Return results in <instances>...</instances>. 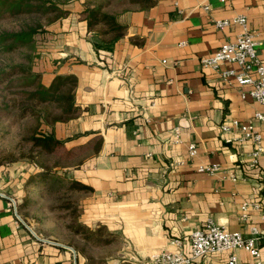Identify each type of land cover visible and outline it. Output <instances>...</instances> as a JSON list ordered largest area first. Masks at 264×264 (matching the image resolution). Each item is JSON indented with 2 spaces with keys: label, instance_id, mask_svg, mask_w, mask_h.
Returning <instances> with one entry per match:
<instances>
[{
  "label": "crops",
  "instance_id": "obj_1",
  "mask_svg": "<svg viewBox=\"0 0 264 264\" xmlns=\"http://www.w3.org/2000/svg\"><path fill=\"white\" fill-rule=\"evenodd\" d=\"M85 1H70L68 14L47 28L48 41L41 42L50 69L42 72V83L48 85L56 74L77 78L78 114L49 133L66 149L84 150L62 169L68 179L90 188L80 199L82 222L120 235L124 244L115 264H140L172 248V240L181 241L188 254L190 232L207 219L242 237L254 224L264 264V155L252 164L251 142L236 141L240 133L230 125L245 123L262 109L247 96L249 85L223 80L200 63L240 31L234 24L215 27L213 20L235 15L245 16L264 63V0H120L112 7L125 33L112 51L98 53L88 36L101 25L88 30L81 16ZM204 4L209 10L201 8ZM220 68L238 70L233 63ZM252 123L264 131L263 123ZM223 124L230 130H222ZM189 143L196 145L194 156L188 154ZM211 164L218 167L212 174L198 171L199 165ZM4 174L0 170V191L22 194L24 177L17 175L12 187ZM6 196L0 194V264H83L67 243L22 219L33 235ZM244 200L261 209L249 210L241 221ZM234 254L235 264H253L247 251ZM226 257L213 253L193 264H226Z\"/></svg>",
  "mask_w": 264,
  "mask_h": 264
},
{
  "label": "trees",
  "instance_id": "obj_2",
  "mask_svg": "<svg viewBox=\"0 0 264 264\" xmlns=\"http://www.w3.org/2000/svg\"><path fill=\"white\" fill-rule=\"evenodd\" d=\"M70 1L72 0H0V21L10 20L17 24L13 29H0V84L5 85V90L13 91V105L20 109V117H41L51 128L56 123L65 122L78 114L79 107L75 103L77 78L73 74H56L48 85L42 83L41 75L33 71V62L37 57L36 35L64 18L68 14L65 6ZM120 2L86 0L83 3L81 16L87 22L88 30L101 25L99 30L88 36V41L97 53L112 51L114 43L125 33V27L117 21V13L112 7ZM9 55L19 58L16 63L4 67L6 56ZM26 140L31 148L56 155L58 160L64 161L59 166L61 170L68 165L71 158L84 152L79 147L66 149L63 141L55 138L52 131L45 136L32 132ZM41 168L48 176L62 180L64 184L67 182L70 193L77 191L81 197L90 190L86 185L68 179L63 170L61 173L43 165ZM100 230H89L85 233L97 236L100 235ZM111 240L109 238L102 242L107 244Z\"/></svg>",
  "mask_w": 264,
  "mask_h": 264
},
{
  "label": "rangeland",
  "instance_id": "obj_3",
  "mask_svg": "<svg viewBox=\"0 0 264 264\" xmlns=\"http://www.w3.org/2000/svg\"><path fill=\"white\" fill-rule=\"evenodd\" d=\"M16 25V22L10 20L0 21V29H13ZM46 32L48 31L36 35L37 57L33 62V71L41 75V81H45L42 72L50 71L45 65V53L42 54L47 52L43 51L41 43L48 41ZM6 57L4 67L16 63L19 58L16 55ZM4 87V84H0V170L5 173L3 177L8 179V184L12 187L18 185L15 180L17 175L24 177L22 194L10 196L15 200L16 213L44 236L71 246L77 254L82 255L80 261L83 264H115L117 249L124 244L122 238L118 233L106 230L103 226L90 229L82 222L80 193H70L67 182L64 184L62 180L48 176L41 168L43 165L62 173L59 166H62L64 161L58 160L56 155L31 148V144L26 140L32 132L41 136L49 134L51 127L41 117H20V109L13 105V91L5 90ZM99 229L100 235L97 236L85 233ZM109 238L112 239L109 243L102 242Z\"/></svg>",
  "mask_w": 264,
  "mask_h": 264
},
{
  "label": "built area",
  "instance_id": "obj_4",
  "mask_svg": "<svg viewBox=\"0 0 264 264\" xmlns=\"http://www.w3.org/2000/svg\"><path fill=\"white\" fill-rule=\"evenodd\" d=\"M221 2L230 0H220ZM203 10H209L208 5H201ZM234 24L239 26L240 31L235 35L231 42L223 43L218 46L212 53L201 57L200 63L203 68L216 71L223 80L233 79L238 85H249L250 88L246 94L249 98L259 104L262 110L252 113L250 120L245 123L238 124L235 127L239 131V137L236 141H249L252 144L250 152L251 163H256L257 157L264 155V131L257 130L253 127L252 121H258L264 124V63H262L256 53L258 41L255 33L250 31L246 25L244 15H235L231 19H214L215 27L227 26ZM165 62V61H163ZM224 63H233L238 67L234 69H221ZM241 97L244 93L240 94ZM230 125L223 124L222 130H230ZM174 141L179 142V130L174 129ZM196 153V145L188 144V154L194 156ZM198 171L212 174L218 169L217 165H199ZM231 180L235 178L230 175ZM6 196L3 193H0ZM9 205L16 213V203L14 198L6 196ZM259 203L254 201H241L239 205V219L246 221L248 219L249 210H260ZM264 219V213L260 216ZM248 236L242 237L238 231H227L223 227L215 224L211 219H207L201 228L194 229L189 234V253L185 254L182 243L179 240H172V248L161 250L151 254L146 261L140 264H193L197 259L205 258L213 253H226V264H235L236 256L234 251L243 249L250 255L253 264H262L260 259L257 240L260 237L259 230L254 224L247 226Z\"/></svg>",
  "mask_w": 264,
  "mask_h": 264
},
{
  "label": "water",
  "instance_id": "obj_5",
  "mask_svg": "<svg viewBox=\"0 0 264 264\" xmlns=\"http://www.w3.org/2000/svg\"><path fill=\"white\" fill-rule=\"evenodd\" d=\"M18 219L30 230V232L36 236L35 232L32 230V228L30 226H28L23 220L22 218H20V216L18 214H16ZM37 237V236H36ZM72 249V248H71Z\"/></svg>",
  "mask_w": 264,
  "mask_h": 264
}]
</instances>
